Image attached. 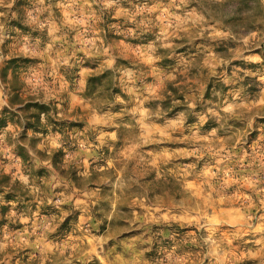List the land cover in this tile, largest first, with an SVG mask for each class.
Returning a JSON list of instances; mask_svg holds the SVG:
<instances>
[{
    "label": "rangeland",
    "instance_id": "rangeland-1",
    "mask_svg": "<svg viewBox=\"0 0 264 264\" xmlns=\"http://www.w3.org/2000/svg\"><path fill=\"white\" fill-rule=\"evenodd\" d=\"M210 1L0 0V71L16 59L22 96L78 125L0 128V173L27 191L0 264H264V71L233 64L261 62L244 49L264 52V25L219 58ZM105 71L109 91L86 98ZM168 84L185 103L171 116ZM7 99L0 81V112ZM56 151L75 183L43 161Z\"/></svg>",
    "mask_w": 264,
    "mask_h": 264
},
{
    "label": "trees",
    "instance_id": "trees-1",
    "mask_svg": "<svg viewBox=\"0 0 264 264\" xmlns=\"http://www.w3.org/2000/svg\"><path fill=\"white\" fill-rule=\"evenodd\" d=\"M205 19L211 24L216 23L220 30L227 34V37L211 43L213 46V52L216 56L222 59H228L232 52L237 48L242 47V41L250 36L252 33H257L263 30L264 25V6L263 0H219L210 1L202 5L201 9ZM253 51L258 54L261 62L257 64L245 65L244 62H235L234 65H238L241 68L244 66H250V68H258L264 71V52L255 47H249L244 49L245 51ZM16 59H9L6 61V65L0 71V81L8 89V99L6 100V106L2 108L0 112V128L6 127L7 124H15L20 126L22 129L23 136L28 131L32 133V136L41 134L46 135L47 133H63L73 127H77L76 123L67 122L64 119H59L55 116L56 110L51 108L50 105L39 103L31 96H22L21 82L17 77ZM10 71V79L7 81V74ZM108 71H105L99 75L90 76L87 80L85 88V97L94 95L98 92L102 83L106 82V89L110 87L111 78L109 79ZM219 86H222L221 84ZM212 86L209 84L206 88L205 99L210 96V90ZM179 87H174L172 84L167 85V90L164 92L165 100L161 104L162 110L171 108L172 102L178 101L181 105L172 106V111L168 113V116L173 113L182 110L184 106L183 95L180 93ZM257 92V91H256ZM169 93V94H167ZM116 94V91H113ZM110 94L109 97L113 96ZM43 117V118H42ZM42 120L44 123H42ZM208 126H206L207 128ZM35 139L32 137L29 141L33 142ZM21 144V140H19ZM19 148V147H18ZM21 151L22 147L19 148ZM30 149L34 151L33 145ZM41 156V151H36ZM45 154L50 153L49 151L44 152ZM47 155L45 160L49 162L53 169L58 171L61 177L66 180H70L73 183L76 182V176L73 169H69L65 173L64 170L60 169L58 165H62L63 153L56 151ZM21 158H25L24 155H20ZM20 183L12 179L9 175L0 173V195L7 205L0 204V229L5 223L6 214L11 210L10 202L19 204V198H24L27 191H23Z\"/></svg>",
    "mask_w": 264,
    "mask_h": 264
}]
</instances>
